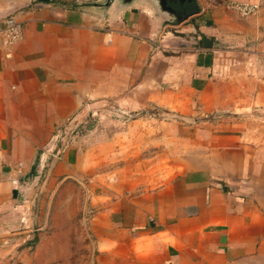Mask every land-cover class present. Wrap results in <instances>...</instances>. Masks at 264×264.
I'll return each mask as SVG.
<instances>
[{
	"label": "crops",
	"instance_id": "obj_1",
	"mask_svg": "<svg viewBox=\"0 0 264 264\" xmlns=\"http://www.w3.org/2000/svg\"><path fill=\"white\" fill-rule=\"evenodd\" d=\"M229 2L258 9L243 18ZM170 7L0 0V26H23L15 44L0 38V264H66L44 228L87 181L93 264H264V0ZM151 107L218 119L164 168L108 169L97 129L59 159L46 151L75 116Z\"/></svg>",
	"mask_w": 264,
	"mask_h": 264
},
{
	"label": "rangeland",
	"instance_id": "obj_2",
	"mask_svg": "<svg viewBox=\"0 0 264 264\" xmlns=\"http://www.w3.org/2000/svg\"><path fill=\"white\" fill-rule=\"evenodd\" d=\"M148 110L125 116H115L107 110L84 114L87 115L86 124L78 139L89 138L95 129L98 132L92 136H99L102 141L108 137L111 144L104 152L110 157L105 166L116 172L123 167L134 171L149 166L164 168L183 159L186 150L198 147L202 132L209 131L218 119L216 115H180L153 107ZM91 114L94 115L92 118ZM132 121L139 124V132L137 128L127 126ZM87 182L74 186V189L70 186L60 194L54 216L50 210L44 228L50 248L64 249L66 264H93Z\"/></svg>",
	"mask_w": 264,
	"mask_h": 264
},
{
	"label": "built area",
	"instance_id": "obj_3",
	"mask_svg": "<svg viewBox=\"0 0 264 264\" xmlns=\"http://www.w3.org/2000/svg\"><path fill=\"white\" fill-rule=\"evenodd\" d=\"M228 7L231 10L237 12L243 18L254 15L258 9L255 5L242 2H229ZM22 36V23L19 22L13 15L7 16L2 20L0 26V38L2 39L5 46H11L15 44L22 39ZM163 39L164 36L163 38H160L159 41L150 40V43L157 50L164 49V47L162 46ZM109 42L110 39L108 40V43ZM108 111H110L115 116H120V112H118L116 109L109 108ZM116 112H118V114ZM93 116L94 115L91 114V118ZM85 117H87V115L81 118L78 117V119L77 116H75L70 121H68L64 127L56 131V133L51 138V142L52 144H54V148L51 149L50 147H48L46 149L52 159H59L66 146L80 137L79 133L84 130V125L86 124ZM57 146L58 148H56Z\"/></svg>",
	"mask_w": 264,
	"mask_h": 264
},
{
	"label": "water",
	"instance_id": "obj_4",
	"mask_svg": "<svg viewBox=\"0 0 264 264\" xmlns=\"http://www.w3.org/2000/svg\"><path fill=\"white\" fill-rule=\"evenodd\" d=\"M158 3L161 10L175 13V11L170 6L167 5V0H158Z\"/></svg>",
	"mask_w": 264,
	"mask_h": 264
},
{
	"label": "flooded vegetation",
	"instance_id": "obj_5",
	"mask_svg": "<svg viewBox=\"0 0 264 264\" xmlns=\"http://www.w3.org/2000/svg\"><path fill=\"white\" fill-rule=\"evenodd\" d=\"M183 0H167V3H168V5L170 6H176V5H180L181 4V2H182ZM187 1H189V0H187Z\"/></svg>",
	"mask_w": 264,
	"mask_h": 264
}]
</instances>
